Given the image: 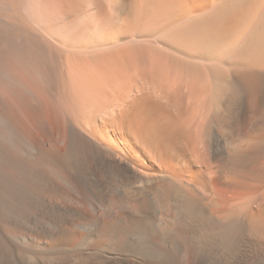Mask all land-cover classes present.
Listing matches in <instances>:
<instances>
[{"label": "bare ground", "instance_id": "1", "mask_svg": "<svg viewBox=\"0 0 264 264\" xmlns=\"http://www.w3.org/2000/svg\"><path fill=\"white\" fill-rule=\"evenodd\" d=\"M0 264H264V0H0Z\"/></svg>", "mask_w": 264, "mask_h": 264}]
</instances>
